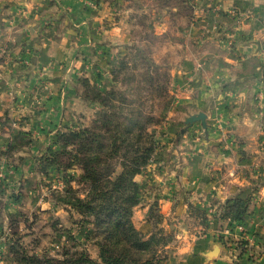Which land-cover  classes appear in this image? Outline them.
Returning <instances> with one entry per match:
<instances>
[{
    "label": "crops",
    "instance_id": "crops-1",
    "mask_svg": "<svg viewBox=\"0 0 264 264\" xmlns=\"http://www.w3.org/2000/svg\"><path fill=\"white\" fill-rule=\"evenodd\" d=\"M89 1L0 0V45H12L15 56L25 58L24 52L29 47L35 52L42 38L45 46L68 39L65 30L72 25L101 30L121 26L115 2L123 0H95V8ZM125 2L130 16L126 24L134 28V5L142 9L144 2ZM186 3L151 4L144 18L157 34L176 28L173 44L184 52L172 67L176 78L182 82L186 70L201 74L194 82L180 83L178 95L195 106L188 114H206L207 129L194 123L179 141L162 149L157 168L154 164L137 176L143 194L133 220L137 228H146L142 229L148 236L152 225L146 215L154 206L168 232L182 224L180 218L192 203L206 211L208 224L202 232L195 231L202 235H191V248L179 250L181 264H264V112H260L264 111V0H194L191 7ZM230 8L251 18L240 24ZM55 29L58 36L48 38ZM226 35L232 36V45L225 43ZM197 128L202 137L193 135ZM238 195L250 199L244 222L221 219L216 202L223 204ZM236 244L242 248L235 249ZM215 245L219 253L210 256Z\"/></svg>",
    "mask_w": 264,
    "mask_h": 264
},
{
    "label": "rangeland",
    "instance_id": "rangeland-1",
    "mask_svg": "<svg viewBox=\"0 0 264 264\" xmlns=\"http://www.w3.org/2000/svg\"><path fill=\"white\" fill-rule=\"evenodd\" d=\"M140 1L144 2L142 9L134 5V28H129L130 22L126 24L130 16L124 10L126 2L123 0L115 2L119 4L116 9L121 24L119 28L84 29L73 28L72 25L70 31L65 30L68 39H60L62 43H47L50 46H45L42 38L41 46L35 52L32 47L27 51L19 50L25 51V58L15 56L12 45H0V264H13L10 245L15 239L30 252L53 254L61 244L72 243L66 236L67 228L84 243L90 256L97 259V247L86 241V230L74 222L78 215L56 203L54 192L62 191L65 184L55 167L45 161L47 147L56 149L54 135L64 127L93 126L98 111V104L94 101H99L93 99V91L105 92L111 88L125 91L128 100H135L133 107L140 102L143 113L146 116L152 114L153 120L147 128L154 136L155 152L141 173L154 164L157 168L163 156L162 149L175 140L179 141V135L194 123H200L185 124V117L195 106H190L192 101L179 97L178 91L183 83L194 82L201 74L186 70L182 82L176 78L172 67L184 57L181 47L173 44L177 37L174 33L176 28L157 34L158 29L149 28L144 18L145 9L151 4H162L163 0ZM193 1L185 0L189 7ZM171 3L169 5H173ZM88 5L97 7L95 0L89 1ZM250 18L244 15L242 20ZM59 32L55 29L54 33L48 32L47 37L54 39ZM80 35L82 39L78 41ZM226 36L225 43L232 45V36ZM105 39V44L100 46ZM126 44L132 48L127 49ZM142 54L147 57L146 61L154 63H145ZM122 61L125 63L123 67ZM146 73L152 76L153 86L148 84ZM114 102L119 104L117 100ZM260 112L263 113V109ZM21 128L32 134L31 146L5 154L7 143ZM200 132L199 128L193 135L202 137ZM18 156H23L24 161L19 163ZM68 173L77 176L80 171L72 169ZM137 181L140 184L139 202L143 184L139 177ZM72 183L77 184L76 181ZM216 204L219 213L222 203ZM195 208L199 209L190 203L187 215L180 218L182 224L168 232L161 226L167 240V245L160 252L162 264H181L183 253L179 250L191 248V235H202L195 234L197 229L202 232L204 228L201 215ZM136 210L135 207L133 215ZM162 220L163 217L161 224ZM142 228H146H140L146 237L147 233ZM238 246L236 244L234 248Z\"/></svg>",
    "mask_w": 264,
    "mask_h": 264
},
{
    "label": "trees",
    "instance_id": "trees-1",
    "mask_svg": "<svg viewBox=\"0 0 264 264\" xmlns=\"http://www.w3.org/2000/svg\"><path fill=\"white\" fill-rule=\"evenodd\" d=\"M141 58L149 65L154 63L146 61L143 54ZM121 63L123 67L125 63ZM146 76L148 84L153 86L152 76L148 73ZM114 89L93 91V99L99 100L94 101L98 111L93 126L64 127L54 135L56 149L48 146L45 158L65 184L62 191L54 192L56 203L78 215L74 222L86 230V241L97 247V259L90 256L84 243L67 228L66 236L72 243L61 244L53 254L30 252L17 239L12 240L13 264H162L160 252L167 240L161 227V214L156 207L149 208L146 220L151 222L153 230L146 237L133 220V209L139 203L137 176L155 152L156 142L147 128L153 116L143 113L140 102L133 107L135 100H128L125 91ZM31 143L32 134L21 128L7 143L5 154L29 148ZM18 157L19 163L25 159ZM72 169L80 173L72 176L68 173ZM73 181L77 182L76 186ZM249 202V197L234 196L222 204L219 217L243 223ZM197 214L207 226L204 210L197 209ZM242 244L238 247L242 248Z\"/></svg>",
    "mask_w": 264,
    "mask_h": 264
},
{
    "label": "water",
    "instance_id": "water-1",
    "mask_svg": "<svg viewBox=\"0 0 264 264\" xmlns=\"http://www.w3.org/2000/svg\"><path fill=\"white\" fill-rule=\"evenodd\" d=\"M200 121L202 127L206 129V114L204 112H197L190 114L184 120L186 125H192L194 122ZM219 253V246L215 245L212 251L209 253L210 256H216Z\"/></svg>",
    "mask_w": 264,
    "mask_h": 264
},
{
    "label": "built area",
    "instance_id": "built-area-1",
    "mask_svg": "<svg viewBox=\"0 0 264 264\" xmlns=\"http://www.w3.org/2000/svg\"><path fill=\"white\" fill-rule=\"evenodd\" d=\"M229 13L232 14V15H234L235 18H237V19L239 20V23L241 24V20H242L243 17H244L243 12H240V10L237 9V8H230ZM240 24H239V25H240ZM239 27H240V26H239ZM236 29H237V28H236Z\"/></svg>",
    "mask_w": 264,
    "mask_h": 264
}]
</instances>
